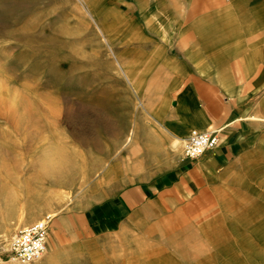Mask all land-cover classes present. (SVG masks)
Wrapping results in <instances>:
<instances>
[{"label":"crops","instance_id":"1","mask_svg":"<svg viewBox=\"0 0 264 264\" xmlns=\"http://www.w3.org/2000/svg\"><path fill=\"white\" fill-rule=\"evenodd\" d=\"M92 2L67 37L89 36L84 61L107 64L91 89L124 112L117 141L130 148L51 217L52 240L67 227L71 243L98 241L70 248L97 261L115 239L179 229L182 254L194 255L221 218H264V0ZM217 127L215 148L185 154L193 130ZM62 254L49 244L33 264Z\"/></svg>","mask_w":264,"mask_h":264},{"label":"rangeland","instance_id":"2","mask_svg":"<svg viewBox=\"0 0 264 264\" xmlns=\"http://www.w3.org/2000/svg\"><path fill=\"white\" fill-rule=\"evenodd\" d=\"M83 8L84 0H0V264L43 262L49 244L63 254L45 264H264V218H221L218 236L194 255L182 254V232L168 229L115 239L121 245L93 256L97 261L78 260L70 248L80 244L71 243L67 227L63 242L62 232L58 240L49 233L41 258L22 262L10 253L17 231L70 207L130 148L117 141L124 112L91 89V73L107 64L84 61L89 36L67 37L84 27ZM50 148L63 158L55 175L35 164Z\"/></svg>","mask_w":264,"mask_h":264},{"label":"built area","instance_id":"3","mask_svg":"<svg viewBox=\"0 0 264 264\" xmlns=\"http://www.w3.org/2000/svg\"><path fill=\"white\" fill-rule=\"evenodd\" d=\"M221 128L193 130L186 138L185 154L198 158L207 150L215 148L221 140ZM51 217L43 218L32 225L21 228L12 237L10 253L22 262L41 258L47 251Z\"/></svg>","mask_w":264,"mask_h":264},{"label":"bare ground","instance_id":"4","mask_svg":"<svg viewBox=\"0 0 264 264\" xmlns=\"http://www.w3.org/2000/svg\"><path fill=\"white\" fill-rule=\"evenodd\" d=\"M2 89V88H1ZM3 97V96H2ZM8 98V97H7ZM11 98V97H10ZM10 100V99H9ZM4 101V100H2ZM5 102V101H4ZM6 104V103H5ZM3 106V105H2ZM10 107V106H8ZM52 108V107H51ZM57 109V108H56ZM56 111V110H55ZM52 112V111H51ZM54 113V112H53ZM82 113V112H81ZM6 114V113H4ZM23 112H21L18 116L23 118ZM8 116V115H7ZM3 117V116H2ZM18 124V123H17ZM51 128V127H50ZM176 140V139H175ZM177 141V140H176ZM178 142V141H177ZM177 144V143H176ZM51 149V148H50ZM45 152L44 155H42L40 158H36L37 161L35 163V161L33 163L36 164V166L39 167V169H41L45 174L47 175H55L56 172L58 171V169L60 168L61 165H63V158L62 160H58L60 159V157H56L59 156V153L56 155L54 154L53 149H51V151ZM55 150V149H54ZM58 158V159H57ZM65 162V161H64ZM21 164V163H20ZM7 164H5V162L2 163V166H6ZM23 165V164H22ZM33 167V166H32ZM25 168V167H24ZM23 168V169H24ZM4 171V170H3ZM33 177V176H32ZM34 178V177H33ZM37 178V177H36ZM168 230V229H167ZM179 260V259H178ZM228 260V259H227ZM180 261V260H179ZM170 263V262H169Z\"/></svg>","mask_w":264,"mask_h":264}]
</instances>
